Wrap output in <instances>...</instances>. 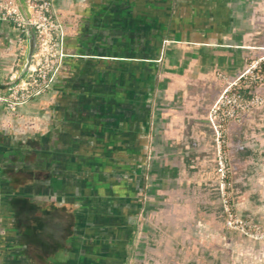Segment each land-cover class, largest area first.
Listing matches in <instances>:
<instances>
[{"label": "crops", "instance_id": "obj_1", "mask_svg": "<svg viewBox=\"0 0 264 264\" xmlns=\"http://www.w3.org/2000/svg\"><path fill=\"white\" fill-rule=\"evenodd\" d=\"M51 1L66 56L50 88L0 102V264H119L147 167L197 173L211 108L264 56V0ZM34 40L0 20V95ZM243 91L264 100V84ZM228 127L234 160L264 173V103Z\"/></svg>", "mask_w": 264, "mask_h": 264}, {"label": "rangeland", "instance_id": "obj_2", "mask_svg": "<svg viewBox=\"0 0 264 264\" xmlns=\"http://www.w3.org/2000/svg\"><path fill=\"white\" fill-rule=\"evenodd\" d=\"M212 140L186 179L147 167L135 235L119 264H264V173L247 175L234 160L229 127L221 152L215 133Z\"/></svg>", "mask_w": 264, "mask_h": 264}, {"label": "built area", "instance_id": "obj_3", "mask_svg": "<svg viewBox=\"0 0 264 264\" xmlns=\"http://www.w3.org/2000/svg\"><path fill=\"white\" fill-rule=\"evenodd\" d=\"M25 3L26 16L21 12L17 0H0V20L14 24L21 33H27L31 28L36 43L27 76L20 78L18 72L12 74L13 88L0 95V102L11 111L45 94L58 72L61 60L66 56L61 45L62 25L53 12L52 1L25 0ZM18 47L21 54L27 49L24 38L18 39ZM262 84L264 56L250 62L239 77L229 81L211 108L209 120L220 152L230 122L240 120L243 113L264 103L260 94H245L243 90Z\"/></svg>", "mask_w": 264, "mask_h": 264}, {"label": "water", "instance_id": "obj_4", "mask_svg": "<svg viewBox=\"0 0 264 264\" xmlns=\"http://www.w3.org/2000/svg\"><path fill=\"white\" fill-rule=\"evenodd\" d=\"M35 47H36V43H35V40H34V42H33V47H32V54H33L34 51H35Z\"/></svg>", "mask_w": 264, "mask_h": 264}, {"label": "trees", "instance_id": "obj_5", "mask_svg": "<svg viewBox=\"0 0 264 264\" xmlns=\"http://www.w3.org/2000/svg\"><path fill=\"white\" fill-rule=\"evenodd\" d=\"M246 94V92H244Z\"/></svg>", "mask_w": 264, "mask_h": 264}]
</instances>
